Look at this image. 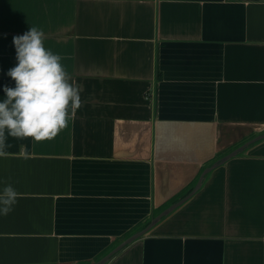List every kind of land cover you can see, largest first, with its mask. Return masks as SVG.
<instances>
[{"label":"crops","instance_id":"0c3cea01","mask_svg":"<svg viewBox=\"0 0 264 264\" xmlns=\"http://www.w3.org/2000/svg\"><path fill=\"white\" fill-rule=\"evenodd\" d=\"M30 27L82 106L7 138L0 264H93L264 132V0H0V100ZM106 264H264V138Z\"/></svg>","mask_w":264,"mask_h":264},{"label":"clouds","instance_id":"9594fccd","mask_svg":"<svg viewBox=\"0 0 264 264\" xmlns=\"http://www.w3.org/2000/svg\"><path fill=\"white\" fill-rule=\"evenodd\" d=\"M44 39L37 27L13 37L17 63L7 75L15 87L4 86L0 100V157L7 155L9 136L51 140L68 127L70 115L82 106L78 84L71 81L62 58L45 48ZM19 195L11 183H5L0 213L11 212Z\"/></svg>","mask_w":264,"mask_h":264},{"label":"water","instance_id":"95a60500","mask_svg":"<svg viewBox=\"0 0 264 264\" xmlns=\"http://www.w3.org/2000/svg\"><path fill=\"white\" fill-rule=\"evenodd\" d=\"M264 138V132L256 134L255 136L245 140L243 143L235 147L233 150L230 152L226 153L216 161H214L211 165L207 166L204 168V170L201 172L196 184L194 187L187 193L185 194L182 198L179 200L171 203L167 207H165L163 210L158 212L156 215H154L149 222L140 228L139 230L135 231L134 233L130 234L127 236L125 239H123L119 244H117L114 248H112L109 252H107L105 255H103L101 258H99L96 262L93 264H106L116 253H118L120 250H122L125 246L133 242L134 240L138 239L139 237L143 236L145 233H147L149 230H151L160 220L172 212L175 208H177L179 205H181L183 202H185L190 196H192L201 186L202 181L205 177V175L211 171L212 169L218 167L219 165L223 164L226 162L228 159L231 157L239 154L242 152L244 149H246L249 145L252 143Z\"/></svg>","mask_w":264,"mask_h":264},{"label":"rangeland","instance_id":"374dc122","mask_svg":"<svg viewBox=\"0 0 264 264\" xmlns=\"http://www.w3.org/2000/svg\"><path fill=\"white\" fill-rule=\"evenodd\" d=\"M169 205H170V204H169ZM159 211H160V210H158V212H159ZM158 212H157V213H158ZM157 213H156V214H157Z\"/></svg>","mask_w":264,"mask_h":264}]
</instances>
